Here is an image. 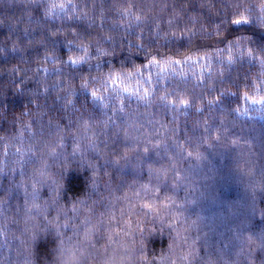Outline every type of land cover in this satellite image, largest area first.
Instances as JSON below:
<instances>
[{
    "label": "clouds",
    "instance_id": "obj_1",
    "mask_svg": "<svg viewBox=\"0 0 264 264\" xmlns=\"http://www.w3.org/2000/svg\"><path fill=\"white\" fill-rule=\"evenodd\" d=\"M0 264H264V0H0Z\"/></svg>",
    "mask_w": 264,
    "mask_h": 264
},
{
    "label": "trees",
    "instance_id": "obj_2",
    "mask_svg": "<svg viewBox=\"0 0 264 264\" xmlns=\"http://www.w3.org/2000/svg\"><path fill=\"white\" fill-rule=\"evenodd\" d=\"M219 194L221 197H226L227 195H230V193L223 186L220 187Z\"/></svg>",
    "mask_w": 264,
    "mask_h": 264
}]
</instances>
